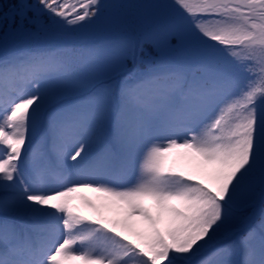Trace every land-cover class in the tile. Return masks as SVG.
Wrapping results in <instances>:
<instances>
[{
	"label": "snow or ice",
	"instance_id": "snow-or-ice-1",
	"mask_svg": "<svg viewBox=\"0 0 264 264\" xmlns=\"http://www.w3.org/2000/svg\"><path fill=\"white\" fill-rule=\"evenodd\" d=\"M0 26V264H264V0Z\"/></svg>",
	"mask_w": 264,
	"mask_h": 264
},
{
	"label": "trees",
	"instance_id": "trees-1",
	"mask_svg": "<svg viewBox=\"0 0 264 264\" xmlns=\"http://www.w3.org/2000/svg\"><path fill=\"white\" fill-rule=\"evenodd\" d=\"M15 0H0V6H5L10 3H14ZM129 2L137 3V2H144V0H129ZM4 28L0 26V35H3ZM93 35V34H91Z\"/></svg>",
	"mask_w": 264,
	"mask_h": 264
},
{
	"label": "rangeland",
	"instance_id": "rangeland-1",
	"mask_svg": "<svg viewBox=\"0 0 264 264\" xmlns=\"http://www.w3.org/2000/svg\"><path fill=\"white\" fill-rule=\"evenodd\" d=\"M93 35H94V36H98L99 34H98V33H94Z\"/></svg>",
	"mask_w": 264,
	"mask_h": 264
}]
</instances>
